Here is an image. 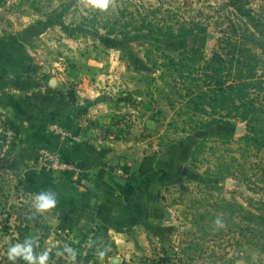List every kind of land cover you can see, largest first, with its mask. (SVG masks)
<instances>
[{
  "label": "rangeland",
  "instance_id": "374dc122",
  "mask_svg": "<svg viewBox=\"0 0 264 264\" xmlns=\"http://www.w3.org/2000/svg\"><path fill=\"white\" fill-rule=\"evenodd\" d=\"M0 40L26 42L31 54L41 48L33 57L45 55L54 65L50 73L62 77L76 74L71 54H64L74 43L110 75L105 96L121 129L139 117L157 119L150 151L177 166L160 195L161 212L172 214L166 239H156L162 224L129 227L147 236L134 241L140 253L125 255L102 226L79 232L57 205L36 211L35 196L47 190L37 176L9 166L17 127L0 112V264L15 262L8 248L27 238L36 241L34 255L51 249L48 264H264V148L242 140L248 133L242 101L226 79L227 41L252 63L246 81L264 79V34L229 0H111L107 11L87 0H0ZM245 93L252 98L255 89Z\"/></svg>",
  "mask_w": 264,
  "mask_h": 264
},
{
  "label": "crops",
  "instance_id": "0c3cea01",
  "mask_svg": "<svg viewBox=\"0 0 264 264\" xmlns=\"http://www.w3.org/2000/svg\"><path fill=\"white\" fill-rule=\"evenodd\" d=\"M23 46L26 42L0 40V112L17 127L9 166L37 176L47 192L56 194V205L72 230L102 226L106 239L116 240L117 250L125 255L140 253L134 241L147 236L143 232L135 236V225L162 224L164 234L156 230V239H166V226L172 222L166 220L169 211L161 212V194L169 172L177 166L166 165L150 151L155 152L149 145L150 137L159 135L158 120L139 117L129 129H121L122 121L105 96L110 75L97 67L102 65L96 60L80 55L74 43L72 49H63L71 54L76 74L64 77L50 73L54 65L45 55L33 57L41 48L31 54ZM57 121L71 133L69 137L49 131V124ZM42 148L75 163L83 172L81 183L74 185L66 176L39 169L36 161Z\"/></svg>",
  "mask_w": 264,
  "mask_h": 264
},
{
  "label": "trees",
  "instance_id": "16d2710c",
  "mask_svg": "<svg viewBox=\"0 0 264 264\" xmlns=\"http://www.w3.org/2000/svg\"><path fill=\"white\" fill-rule=\"evenodd\" d=\"M264 2V0H261ZM229 5L232 6L241 16L248 19V21L256 28L260 34H264V29L261 28L262 23H264V3L260 5L258 0H229ZM227 54H231L230 67L227 72L226 79L232 78L229 84H227L228 89L232 93H237L238 98L242 101L241 111L243 119L247 121L248 133L242 138V140L248 145L255 146L258 149L264 148V137H261V131L264 135V79L257 78L256 81H246L248 78H253L252 74V63L246 58H243L242 49L238 48L236 44L227 41L226 42ZM215 58L217 62L220 61L218 53H215ZM217 71V69H215ZM209 73H206L207 78H209ZM229 76V77H228ZM211 78H217L216 81L222 84V77H215L212 73ZM228 80H226V83ZM255 89V94L252 98L245 97V89ZM250 92V91H249ZM70 98L73 102L76 101L75 92L71 90L69 92ZM249 96L250 93H249ZM246 98V99H244ZM261 102V103H260ZM85 111V108H81V112ZM58 122V121H57ZM59 123V122H58ZM21 227V226H20ZM264 227V225H263ZM31 228L28 227V230ZM24 259L20 258L17 261L10 264L22 263Z\"/></svg>",
  "mask_w": 264,
  "mask_h": 264
},
{
  "label": "clouds",
  "instance_id": "9594fccd",
  "mask_svg": "<svg viewBox=\"0 0 264 264\" xmlns=\"http://www.w3.org/2000/svg\"><path fill=\"white\" fill-rule=\"evenodd\" d=\"M111 0H87L89 7L100 11H107L110 7ZM57 204L56 194L53 192H44L40 195L35 196V208L38 213H44ZM216 223L223 227V223L217 219ZM33 244L36 245V241L33 238H27L24 244L15 243L8 248V259L10 261H16L18 257H22L29 264H48L49 253L51 249L43 251L40 255H34ZM65 251L70 254L72 259H75V250L71 247H65ZM101 256L104 255L103 252L100 253Z\"/></svg>",
  "mask_w": 264,
  "mask_h": 264
},
{
  "label": "built area",
  "instance_id": "2783aa9c",
  "mask_svg": "<svg viewBox=\"0 0 264 264\" xmlns=\"http://www.w3.org/2000/svg\"><path fill=\"white\" fill-rule=\"evenodd\" d=\"M48 129L51 133L56 135L67 137L71 135V133L58 122L50 123ZM11 139L13 140V136L8 139L7 144H11ZM36 165L39 169L48 173L68 177L74 185L80 184L83 179V172L75 163L64 158L59 152L50 148H42L39 150ZM119 172L124 174L123 170Z\"/></svg>",
  "mask_w": 264,
  "mask_h": 264
},
{
  "label": "water",
  "instance_id": "95a60500",
  "mask_svg": "<svg viewBox=\"0 0 264 264\" xmlns=\"http://www.w3.org/2000/svg\"><path fill=\"white\" fill-rule=\"evenodd\" d=\"M80 164V163H79ZM188 170L187 167H185L182 171V175H185L186 174V171ZM171 219V215H170V212H167L166 213V220H170Z\"/></svg>",
  "mask_w": 264,
  "mask_h": 264
}]
</instances>
